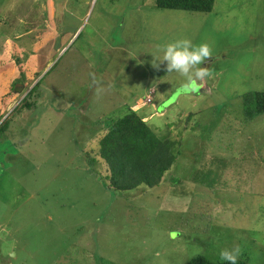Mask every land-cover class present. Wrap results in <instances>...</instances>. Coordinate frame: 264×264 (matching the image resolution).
Wrapping results in <instances>:
<instances>
[{
  "label": "rangeland",
  "instance_id": "1",
  "mask_svg": "<svg viewBox=\"0 0 264 264\" xmlns=\"http://www.w3.org/2000/svg\"><path fill=\"white\" fill-rule=\"evenodd\" d=\"M182 38L212 47L195 92L155 60ZM0 59V264H185L236 247L264 264V114L243 106L264 92V0H0ZM37 81L35 107L12 111ZM127 107L184 152L169 180L123 195L91 148Z\"/></svg>",
  "mask_w": 264,
  "mask_h": 264
},
{
  "label": "trees",
  "instance_id": "2",
  "mask_svg": "<svg viewBox=\"0 0 264 264\" xmlns=\"http://www.w3.org/2000/svg\"><path fill=\"white\" fill-rule=\"evenodd\" d=\"M214 1L154 0V4L158 8L210 12ZM10 44L14 47L12 43ZM19 45V52L32 54V51L23 46V44ZM1 51H3V47ZM3 60L0 59L1 62ZM16 60L18 62L24 61V59L18 58ZM38 75L35 76V79ZM11 82L10 88L15 91L16 83L21 84L22 80L20 82V80L16 79L11 80ZM37 85L38 81L27 89V92L18 101V104L12 111L33 109L35 107L37 99L35 96L38 94L35 93ZM12 90L9 91L11 94L14 93ZM243 106L246 107L247 115L245 114V118L248 116L249 118H255L259 114H264V92H250L244 99ZM126 109L127 111L124 112L123 116L109 120L103 127V131L99 132L97 136L95 135L94 139L96 140L91 150L95 151L92 159L99 162L102 166V172L105 175V181H107L106 186L113 188L115 193L119 192L123 195H130L131 192L136 190L143 191L147 188L159 186L166 177L169 180L170 172L168 171L172 169L178 156L184 150L182 149L183 141L181 138L174 141L165 136V134L159 136L155 132L156 130L151 128L140 115H137L128 107ZM3 114L4 111L0 119ZM191 116L190 113L188 118ZM3 126L5 124L2 120L0 122V130L4 129ZM250 134L249 136H251ZM246 143L251 144V142ZM192 155L194 157L193 169H195L197 166L196 161L200 158L201 154L200 151H197ZM185 264H227V262L211 261L203 255H196L191 257ZM237 264H249V262L248 260H237Z\"/></svg>",
  "mask_w": 264,
  "mask_h": 264
},
{
  "label": "clouds",
  "instance_id": "3",
  "mask_svg": "<svg viewBox=\"0 0 264 264\" xmlns=\"http://www.w3.org/2000/svg\"><path fill=\"white\" fill-rule=\"evenodd\" d=\"M159 51L162 55L157 56L155 60L166 62L168 72H176L186 79L184 87L186 92H195L198 87L197 82L211 76L207 67H201L213 55L211 44L208 42L194 44L192 40L182 38L163 45ZM239 256L238 247L225 248L220 252V258L227 264H237Z\"/></svg>",
  "mask_w": 264,
  "mask_h": 264
},
{
  "label": "water",
  "instance_id": "4",
  "mask_svg": "<svg viewBox=\"0 0 264 264\" xmlns=\"http://www.w3.org/2000/svg\"><path fill=\"white\" fill-rule=\"evenodd\" d=\"M66 28H67V27H66ZM66 30H69V31H72V32H73V31L75 30V28H70V29H66ZM59 40H60V36H57V37H56L57 46H59V43H58Z\"/></svg>",
  "mask_w": 264,
  "mask_h": 264
}]
</instances>
